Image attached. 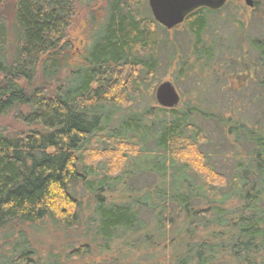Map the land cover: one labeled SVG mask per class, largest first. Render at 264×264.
<instances>
[{"label": "trees", "instance_id": "obj_1", "mask_svg": "<svg viewBox=\"0 0 264 264\" xmlns=\"http://www.w3.org/2000/svg\"><path fill=\"white\" fill-rule=\"evenodd\" d=\"M146 1L86 0L92 35L78 50L68 32L81 0H14L9 18L0 0V116L26 108L16 113L25 129L0 134V231L20 233L0 264H37L25 226L80 227L79 184L93 200L91 239L67 256L77 262L45 264H264V112L247 117L264 104V37L234 10L222 33L228 1L190 12L170 35ZM170 70L187 102L140 106ZM209 81L226 90L223 106L206 102ZM197 121L214 124L210 149L226 151L228 172L209 162ZM140 174L151 182L137 185ZM120 241L116 260L83 262Z\"/></svg>", "mask_w": 264, "mask_h": 264}, {"label": "rangeland", "instance_id": "obj_2", "mask_svg": "<svg viewBox=\"0 0 264 264\" xmlns=\"http://www.w3.org/2000/svg\"><path fill=\"white\" fill-rule=\"evenodd\" d=\"M253 1V6L249 7L246 5L245 0H228V4L221 9L220 12H218L217 17L220 19L219 21V28L220 31L226 36L230 34V31L232 29V26L230 24V21L226 19V16L229 12L232 10L235 11V19L237 21H242L244 23L249 22L251 28H253L255 32H257L258 37H264V0H252ZM147 2V1H146ZM13 3L14 0H5L2 10L6 16V18H9L12 12L13 8ZM102 3V2H101ZM91 5H89L86 0H81L79 3L78 7V14L77 17L70 28L68 32V37L70 40V43L73 45L75 49H83L87 44L90 42V37L92 35V30H91V20H92V14L93 10L95 8H91ZM102 5L96 6L97 8ZM148 7V2L145 5ZM149 8V7H148ZM182 27V26H181ZM180 27V28H181ZM180 30V29H179ZM170 35H172L173 31H169ZM172 70L168 72L167 75H162L160 76L161 78L159 79V82L155 83L154 88L152 90V85H147L148 88H146L147 92L148 89L152 90L150 92L151 97L147 99L148 97L146 96V91L143 93V98L140 100L142 103L140 106L144 105H149V103L157 104L155 101L154 97V92L156 87L163 82H170L173 84L172 80ZM202 80V79H201ZM61 81L63 84L67 85V73H64L61 77ZM208 84V82L206 83ZM175 89L177 90L179 96H180V102L181 106H178V108H181L182 105H184L185 102H187V96L183 95V93L186 92L187 85L182 84L180 86H177L173 84ZM238 85H235L236 87ZM151 87V88H150ZM208 85V95L206 97V102L209 103V105H217L215 102L221 104L223 106L221 99V94L226 96V90L221 87L222 89H218ZM199 88V85L197 86ZM207 91V89H206ZM250 92V90L248 91ZM231 92H228L227 95L228 97L230 96ZM246 94V93H245ZM147 97V98H146ZM227 97V96H226ZM225 97V98H226ZM232 101H234V106H240L242 98L235 93L232 94L231 96ZM228 99V98H227ZM246 102V99H245ZM17 112H26L25 107H18L17 110L13 109L9 112H7L4 115L0 116V134H14L18 133L20 131H23L25 128L21 125V123L16 119V113ZM249 114L247 113L248 118H253L257 116L258 114L262 115V112H264V104H259V105H253L249 108ZM199 126H202V129L204 130L205 135L209 138V142L211 144H202L201 148L203 152H207L209 154V162L211 165L218 171V172H228L227 170L229 167H226L227 161L224 159H221L220 156L226 151H223L224 149H219L218 153H214V150L210 149V146L216 145V134L214 132V124L213 123H201L200 121H197ZM244 153V152H243ZM231 162L229 161L228 164ZM120 178H124L125 175L120 174ZM153 176H142L141 174L137 177L136 182L137 185L139 186H145L146 182H151ZM121 181V180H120ZM119 181V183H120ZM119 190L115 191L112 194H108V201H114V202H119ZM72 194L76 196L77 199L81 202V211L79 213V219L81 221L80 227L78 229H70V230H64L61 226L53 224L49 220H43L42 222L37 223L33 227H28L25 226L23 228V233H25L27 237V241L29 243V246L36 251L37 256H35V262L37 264H45L48 262L52 256H59L60 261H66L69 260L71 262H77L74 257H68L70 256V252H72V248L82 246L84 244H87L89 241V238L91 239V233H88V228L89 226L87 225L86 221L90 218H92L93 214V200L92 197L90 196V192L86 190L83 186L80 184L75 187V190L71 191ZM108 193L107 187L105 188V195ZM9 230H4L0 231V261L1 259L5 256L6 258L11 257V249H12V243L15 242L18 239L19 232H17V229L13 232H7ZM90 237H88V236ZM9 237V238H6ZM119 244H113V250L112 252L108 253H102L101 255L98 254V252L92 251L90 253L91 255H88L83 259L84 263H89V262H97V263H103L105 261L111 262L114 259L116 260L118 258V251L119 249L122 248V241ZM118 243V242H116ZM118 252V253H117ZM129 253L126 249L123 252V254ZM121 255V254H120ZM68 256V257H67ZM121 262L123 260H120Z\"/></svg>", "mask_w": 264, "mask_h": 264}, {"label": "water", "instance_id": "obj_3", "mask_svg": "<svg viewBox=\"0 0 264 264\" xmlns=\"http://www.w3.org/2000/svg\"><path fill=\"white\" fill-rule=\"evenodd\" d=\"M228 0H147L152 18L168 31L183 24L185 17L198 8L219 10ZM252 7V0H245ZM157 105L164 109H174L180 103V96L170 82L160 83L154 92Z\"/></svg>", "mask_w": 264, "mask_h": 264}, {"label": "flooded vegetation", "instance_id": "obj_4", "mask_svg": "<svg viewBox=\"0 0 264 264\" xmlns=\"http://www.w3.org/2000/svg\"><path fill=\"white\" fill-rule=\"evenodd\" d=\"M199 9V8H198Z\"/></svg>", "mask_w": 264, "mask_h": 264}]
</instances>
